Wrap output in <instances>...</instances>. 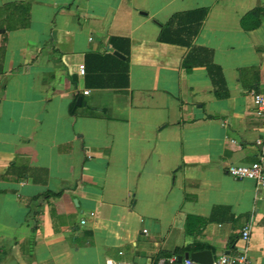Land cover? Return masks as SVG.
<instances>
[{"label": "crops", "instance_id": "crops-1", "mask_svg": "<svg viewBox=\"0 0 264 264\" xmlns=\"http://www.w3.org/2000/svg\"><path fill=\"white\" fill-rule=\"evenodd\" d=\"M252 92L264 0H0V264H264Z\"/></svg>", "mask_w": 264, "mask_h": 264}, {"label": "built area", "instance_id": "built-area-1", "mask_svg": "<svg viewBox=\"0 0 264 264\" xmlns=\"http://www.w3.org/2000/svg\"><path fill=\"white\" fill-rule=\"evenodd\" d=\"M79 72L81 75L84 73V66H79ZM84 94H87L85 92ZM254 113L256 116L264 118V93H251ZM264 127V122H263ZM255 145L258 149L257 161L250 165H231L227 168V175L234 180H248L252 181L257 189H264V136L259 137L255 141ZM82 221L81 224H84ZM252 220L250 219L241 230V240L248 244L250 240ZM145 232V231H144ZM122 253H119L121 255ZM105 264H136L131 261H119L115 262L111 259H107ZM159 264H200L191 260L190 258H183L180 262L176 256H172L169 259L159 262ZM212 264H249L246 255V249L239 256L221 255Z\"/></svg>", "mask_w": 264, "mask_h": 264}, {"label": "trees", "instance_id": "trees-1", "mask_svg": "<svg viewBox=\"0 0 264 264\" xmlns=\"http://www.w3.org/2000/svg\"><path fill=\"white\" fill-rule=\"evenodd\" d=\"M259 9H254L252 11H250L249 13H247L241 20L240 24H241V27L244 28L245 30H251V29H254V28H257L258 26V23L255 22L254 24H251V20L253 19V17H255L258 13H259ZM200 24V22L198 23ZM169 25L170 23L166 24V25H161V32H160V35L158 37V42H162V43H166V44H173V45H189V43H185L184 41H180L182 38L181 35L177 36L175 35L174 31H171L169 29ZM180 32H183V31H180ZM197 34V30L194 31L193 33V36ZM116 39H112L111 41H114ZM121 41L124 46L126 47L125 48V51H124V54L126 55V61L123 63L125 68L128 69V64H129V41L124 39V40H119ZM111 58H113L111 56ZM181 252V251H180ZM176 253H179V251H176Z\"/></svg>", "mask_w": 264, "mask_h": 264}, {"label": "water", "instance_id": "water-1", "mask_svg": "<svg viewBox=\"0 0 264 264\" xmlns=\"http://www.w3.org/2000/svg\"><path fill=\"white\" fill-rule=\"evenodd\" d=\"M113 55L118 59L124 60V57L119 53L114 52ZM80 100L81 98L77 99V104H79ZM183 258H190L191 260L198 262L200 264H212L213 262L211 253L208 251H201V252L193 253L189 256L187 255L184 257H178V261L180 262Z\"/></svg>", "mask_w": 264, "mask_h": 264}]
</instances>
